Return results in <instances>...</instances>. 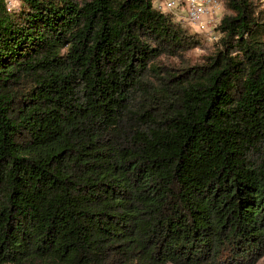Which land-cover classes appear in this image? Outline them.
Masks as SVG:
<instances>
[{
    "label": "trees",
    "instance_id": "trees-1",
    "mask_svg": "<svg viewBox=\"0 0 264 264\" xmlns=\"http://www.w3.org/2000/svg\"><path fill=\"white\" fill-rule=\"evenodd\" d=\"M0 0V264L264 258V4L205 49L152 0Z\"/></svg>",
    "mask_w": 264,
    "mask_h": 264
},
{
    "label": "built area",
    "instance_id": "built-area-1",
    "mask_svg": "<svg viewBox=\"0 0 264 264\" xmlns=\"http://www.w3.org/2000/svg\"><path fill=\"white\" fill-rule=\"evenodd\" d=\"M262 1L264 4V0ZM178 6L184 7L187 23L200 31L211 28L218 22V15L223 9L222 0H159L156 8L162 12L172 13Z\"/></svg>",
    "mask_w": 264,
    "mask_h": 264
},
{
    "label": "rangeland",
    "instance_id": "rangeland-1",
    "mask_svg": "<svg viewBox=\"0 0 264 264\" xmlns=\"http://www.w3.org/2000/svg\"><path fill=\"white\" fill-rule=\"evenodd\" d=\"M6 2L10 10H17L19 7L18 0H6ZM158 3L159 0H152L153 8H156ZM223 12L224 10L222 9L221 13L218 15L219 21L223 15ZM172 15L174 16V19L180 22L183 27L189 30L190 33H197L200 36V38L205 42V46L207 45L206 48L203 50L196 48L189 53V56L191 57L192 61L201 60L202 56L205 55L206 52L208 51L209 49L208 47H210V45H212V43L217 41V39L219 38V34L216 31L217 23L219 21L215 22L211 28H205L202 31H200L194 26L187 23V21L185 20L186 13L183 6H178L174 8L172 11ZM256 264H264V258L259 259Z\"/></svg>",
    "mask_w": 264,
    "mask_h": 264
}]
</instances>
